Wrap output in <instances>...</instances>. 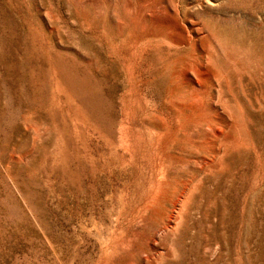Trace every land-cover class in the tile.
I'll list each match as a JSON object with an SVG mask.
<instances>
[{"label":"rangeland","instance_id":"374dc122","mask_svg":"<svg viewBox=\"0 0 264 264\" xmlns=\"http://www.w3.org/2000/svg\"><path fill=\"white\" fill-rule=\"evenodd\" d=\"M145 253L264 264V0H0V264Z\"/></svg>","mask_w":264,"mask_h":264},{"label":"bare ground","instance_id":"6f19581e","mask_svg":"<svg viewBox=\"0 0 264 264\" xmlns=\"http://www.w3.org/2000/svg\"><path fill=\"white\" fill-rule=\"evenodd\" d=\"M155 197V196H154ZM187 197V196H186ZM160 198V197H159ZM174 201V200H173ZM179 203V202H178ZM178 203L176 204V205H178ZM144 207H145V205H144ZM155 207V206H154ZM183 207V206H182ZM182 209V208H181ZM170 211V210H169ZM174 211V210H173ZM176 211V210H175ZM181 211V210H180ZM186 211V210H185ZM175 213V212H174ZM178 213V212H177ZM170 215V214H169ZM181 215V214H180ZM170 217V216H169ZM174 217V216H173ZM140 218V217H139ZM147 218V217H146ZM169 219V221H170V218H168ZM138 220V219H137ZM174 220V219H173ZM175 222V221H174ZM179 223H180V221H179ZM170 224H174L173 222H170ZM168 230V229H167ZM179 230H180V228H179ZM136 231V230H135ZM166 231V230H165ZM170 231V230H169ZM168 231V232H169ZM157 233V232H156ZM159 234V233H158ZM152 235V234H151ZM171 235V234H170ZM152 237V236H151ZM160 238V237H159ZM156 240H158V236H154L153 238H151L150 239V247L152 248L151 250H157V241ZM149 241V240H148ZM146 243V242H145ZM122 245H121V248H123V246L124 247H126V248H128L129 247V242H128V240H127V242H126V244H123V243H121ZM160 244V243H159ZM107 245H109V244H107ZM120 245V244H119ZM136 245V244H135ZM114 246H116V245H114ZM111 248H112V246H110L109 248H107V250H106V253H108V254H112L111 252H110V250H111ZM115 248H117V247H115ZM106 249V248H105ZM120 249V248H119ZM113 250V249H112ZM116 250V249H115ZM164 252V251H163ZM159 253H160V251H159ZM158 253V254H159ZM121 254V253H120ZM147 253H145V255H146ZM163 254V253H162ZM161 254V255H162ZM117 255V254H116ZM123 255V254H122ZM155 256V255H154ZM163 256V255H162ZM112 257V256H111ZM158 257V256H157ZM110 260H112V259H110ZM151 260H154L153 259V255H151V253L149 254H147V256H145L142 260H140V261H137L135 258H132L129 262H128V264H149V262L151 261ZM162 260V259H161ZM153 262H155V260L153 261Z\"/></svg>","mask_w":264,"mask_h":264}]
</instances>
